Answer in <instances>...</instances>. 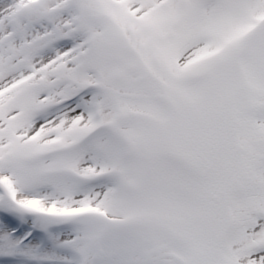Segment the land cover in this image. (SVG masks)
Segmentation results:
<instances>
[{"label":"snow or ice","instance_id":"snow-or-ice-1","mask_svg":"<svg viewBox=\"0 0 264 264\" xmlns=\"http://www.w3.org/2000/svg\"><path fill=\"white\" fill-rule=\"evenodd\" d=\"M0 264H264V0H0Z\"/></svg>","mask_w":264,"mask_h":264}]
</instances>
